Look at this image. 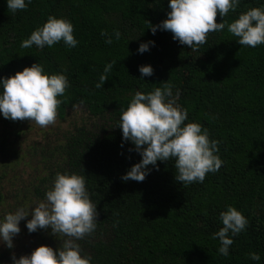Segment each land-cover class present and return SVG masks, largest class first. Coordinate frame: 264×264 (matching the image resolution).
Segmentation results:
<instances>
[{
    "label": "trees",
    "instance_id": "16d2710c",
    "mask_svg": "<svg viewBox=\"0 0 264 264\" xmlns=\"http://www.w3.org/2000/svg\"><path fill=\"white\" fill-rule=\"evenodd\" d=\"M0 104L17 264H264V0H0Z\"/></svg>",
    "mask_w": 264,
    "mask_h": 264
},
{
    "label": "rangeland",
    "instance_id": "374dc122",
    "mask_svg": "<svg viewBox=\"0 0 264 264\" xmlns=\"http://www.w3.org/2000/svg\"><path fill=\"white\" fill-rule=\"evenodd\" d=\"M57 124L59 123H55V120H53L52 123L49 120H44L42 125L35 122L34 125H36V127L32 126V132H30L31 141L44 139L46 135L49 133V131L53 130L52 128H54V126H57ZM25 174L26 173H24V175ZM1 226H3L4 229L2 231V236L0 239V251L5 255L10 253L11 257L15 258L19 253V251H21V249H23L24 247L17 245V239L19 238V233L12 234L11 230L8 228L12 227L13 223L9 221L7 218L4 219ZM26 245H29V243L26 242Z\"/></svg>",
    "mask_w": 264,
    "mask_h": 264
},
{
    "label": "flooded vegetation",
    "instance_id": "af4514ba",
    "mask_svg": "<svg viewBox=\"0 0 264 264\" xmlns=\"http://www.w3.org/2000/svg\"><path fill=\"white\" fill-rule=\"evenodd\" d=\"M6 112H7V115H6ZM13 115H14V112L13 111H11L10 109H7L4 105H1L0 104V140L3 138V136H1V134L3 133V127L5 126V124H6V127H8L7 126V123H6V120H7L6 118L7 117L8 118H11ZM3 158H4V156L3 155H0V160H2ZM4 219H5L4 217H0V239H1V236H2V231L4 229V227L1 226V224L4 221ZM10 230H11L12 234H15V233L22 234V232L19 231V228L16 227L15 224H14L13 227L10 228ZM0 253L3 254L1 251H0ZM3 255H5V254H3ZM6 256L11 257V254L8 253V254H6ZM6 256H5V258H6ZM23 258H25V256H23ZM12 259H14L15 264L18 263L19 258L17 256L15 258H12Z\"/></svg>",
    "mask_w": 264,
    "mask_h": 264
}]
</instances>
